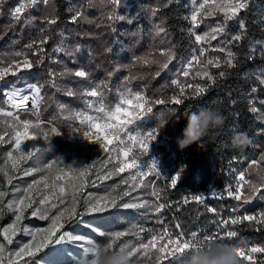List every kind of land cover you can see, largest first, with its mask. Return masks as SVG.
Listing matches in <instances>:
<instances>
[{
    "label": "snow or ice",
    "instance_id": "6c2138e0",
    "mask_svg": "<svg viewBox=\"0 0 264 264\" xmlns=\"http://www.w3.org/2000/svg\"><path fill=\"white\" fill-rule=\"evenodd\" d=\"M121 2L122 0H87L86 7H101V22L114 32L115 22L126 19L117 12ZM254 2L255 0H188L182 3V0H164L163 4L143 7L142 13L150 17H156L161 7L167 8L173 4L184 7L186 14L181 18L188 26L182 29V33L189 43L191 54L173 78L157 90L163 92L172 89L167 97L149 96L145 90H134L130 86L132 78L124 77L114 90L115 99L108 101L105 95L108 86L104 81L92 80L85 67L69 68L61 59L65 57L75 63L81 45L71 41V32L66 34L57 28L59 16L55 0H17L16 5L10 9V17L15 23L30 27L32 33L26 43L20 45L18 41H13L10 50L0 51V80L9 75L20 79L22 71L44 68L46 62L48 67L40 79L23 85L14 82L0 90V96L3 97L0 102V148L5 149L0 175L4 176L6 183L11 184L13 177L9 169L17 171L21 162L32 161L33 166L23 169L22 175L38 177L26 186L15 187L11 198L6 202L5 198L10 193L0 187V215L6 208L13 217L9 224L0 227V236L3 237L0 241V264H22L25 258L64 243H77L83 254L91 250L96 256L101 250L126 251L129 264H163L164 261L177 264L180 257H186L192 249L201 251L213 244H243L244 246L236 248L242 264H264V244L230 242L239 236L235 226H244L245 222H248L249 228L255 226L254 230L264 231V209L253 214L241 212V207L251 203L264 188V153L259 160H254L249 165V168L255 169L259 183L246 178L251 173L239 171L233 177L234 182L224 188L223 193L237 204L231 209V215L221 217L216 232L202 235L199 231H191L186 234L180 224L176 223L175 228L181 230L174 233L165 225L161 216L171 205L162 201L166 189L177 186L184 169L181 167L175 175L163 177L155 162L143 163V158L160 131L159 127H153L150 131L139 130L140 122L154 112V106L181 105L186 100L199 99L221 80L227 79L232 74L231 70L240 67L244 60L249 63L257 59L264 61V40H249L247 50H244V41L249 39L248 14ZM41 5L43 8L39 7ZM32 9H37L41 14L31 15ZM66 11L70 14L69 23L73 25L82 22L96 23L89 19L82 6L70 5ZM209 18H214L215 23L209 24ZM252 23H258L264 31V14L252 19ZM165 24V18L153 24L154 39H159L160 47L146 55L134 56L131 65L115 66L107 75L111 77L115 71L132 65L157 64V76L168 69L176 58L178 45L167 40L168 28ZM233 25L235 31L232 30ZM53 41L55 43L49 50L48 46ZM166 41L168 46L165 47ZM102 48L105 54L112 51L106 44ZM97 55L89 51L92 59ZM157 55L163 59H158ZM53 65H59V70ZM211 69L217 71L213 73ZM67 77H75L86 83L76 87L66 85L62 81ZM243 79L246 82L255 81L250 87L248 110L256 114L258 122L264 124V112L256 106L257 102L264 105V99L256 95L264 89V64L255 73H245ZM45 89H53L67 97H78L83 101L82 109H72L64 103L58 104V109L66 121L78 122L79 127L74 129L75 132L88 143L97 145L104 153L99 163L93 160L86 164H77L75 161L65 164L59 156L45 158L48 142L61 134L57 127L49 126L51 122L41 119ZM227 95L229 103L234 105L236 100L231 99V92ZM168 111L173 109L168 108ZM160 123L162 125L163 120ZM232 130L234 132L235 127ZM28 142H32V145L25 151L22 146ZM36 142H41L43 146L37 147ZM61 164L64 167H60ZM115 177H119L118 182L107 186L102 195L86 191L89 186H101ZM149 177H163L165 181L164 187L152 188L149 193L154 197L152 200L144 198L138 191L150 186L151 181L146 179ZM223 193L218 195L213 192L212 195L224 199ZM204 201L203 195L194 194L185 196L182 203L203 204ZM117 207L137 210L146 219H155L157 224L164 227L160 232L143 225L132 226L127 231L107 234L99 232L100 236L105 237L103 242L63 231L64 221L71 222L84 215L104 213ZM208 211L217 213L215 208H208ZM29 217L47 221L48 225L28 226L24 221ZM18 235L28 239L18 242L14 250H8L7 246L13 245ZM128 236L133 239L121 242ZM25 264H30V260Z\"/></svg>",
    "mask_w": 264,
    "mask_h": 264
},
{
    "label": "trees",
    "instance_id": "16d2710c",
    "mask_svg": "<svg viewBox=\"0 0 264 264\" xmlns=\"http://www.w3.org/2000/svg\"><path fill=\"white\" fill-rule=\"evenodd\" d=\"M164 0H122L118 6L117 12L126 17L124 21H117L114 24L115 31H111L105 26L103 21V9L101 7H86L87 0H55L59 22L57 28L64 31L66 34L71 32V41L81 45V51L77 54L76 62L61 57L64 63L69 68L85 67L94 81H104L108 90L106 91V99L112 101L115 99L114 90L122 83L124 77H131L130 86L134 90H145L149 96L164 95L167 97L172 89L157 91L161 89L162 85L169 82L174 74L181 68L188 60L191 52L187 39L184 38L182 29L186 28L187 22L181 17L186 14V9L176 4L170 7H161L156 17H150L142 13V8L149 5L155 6L157 3L163 4ZM188 0H182L186 3ZM14 5V0H3L0 3V51H7L11 49L13 41H18L20 45L26 43L32 33V29L23 25L22 23H15L9 17V10ZM70 5H78L84 7L86 15L89 19L96 21V23H79L73 25L69 23V13L66 9ZM43 8V6H39ZM31 15H40L37 9L31 10ZM264 14V0H255L251 5V12L249 15V39L244 41L245 48L249 44V40H264V31L261 30V25L252 23V19ZM243 15V13H241ZM161 18H165V26L168 28L167 40L172 41L178 45L176 49V58L169 65V68L160 72L157 76L156 72L159 68L157 64L150 65H132L130 67H122L119 71L109 77L107 72L113 70L117 65H131L134 56L146 55L150 51L160 47L159 39L153 35V24L158 23ZM209 24H214L215 19L209 18ZM203 26L201 31H203ZM235 31V26H232ZM55 41L48 46L49 50ZM215 43V42H213ZM107 45L112 48L111 53L105 54L102 45ZM19 46V45H17ZM165 47L167 41L165 42ZM89 51L98 54L95 59L89 56ZM210 55H220L219 53H210ZM158 59H163L157 55ZM264 64V61L257 59L249 63L244 60L240 67L231 70V75L224 80H221L216 86L212 87L205 95L196 100H186L181 105H156L154 112L140 122L139 129L142 131H150L153 127H159V135L167 139L166 144L156 146L154 158L152 160L158 163L160 174L163 177H171L168 175L171 170L173 173L183 167L184 172L177 186L167 188L165 197L162 202L172 204L169 208L161 214L165 221V225L169 227L172 232H178L181 229L187 234L195 231L197 226L209 228V220L205 214H201L200 206L195 203H188L182 205V200L185 196L194 194H203L206 192L207 184L211 181L218 180V182L225 181L232 176V171H227L230 167L233 170H239L246 166L245 173H251L246 178L258 181L255 175V169L249 168V165L254 160H259L262 153H264V124L255 119L256 114L248 110V100L250 87L255 81L246 82L243 79L245 73H255L257 68ZM48 67L46 62L44 68L33 69L31 71H22L20 79L14 76H7L4 80H0L3 90V85L7 83L17 82H33L40 79L45 74V69ZM59 70V65H53ZM215 73L216 69H211ZM62 83L76 87L78 84L86 83L79 81L75 77H67ZM190 91V90H188ZM231 92V99L236 100L234 105L229 103L228 93ZM46 98L43 102L41 111V119L45 122H51L58 128L63 135L54 136L47 144L48 151L46 152V159L62 157L65 164H71L75 161L77 164L91 163L100 158L104 153L95 144H74L66 140L67 134L70 131L73 122L66 121L63 114L58 109V104L64 103L69 105L72 109H82L84 107L83 101L76 97H67L66 95L56 92L53 89H45ZM260 99H264V89H261L256 94ZM0 102L2 97L0 96ZM261 112H264V105L257 102L256 105ZM168 108L173 109L169 112ZM213 108L219 110L225 117V125L218 135L214 137H205L203 145L201 142L193 144L188 148L180 150L176 144V137L180 135L182 129L187 123L188 116L191 113L199 112L202 109ZM161 120L163 124L161 125ZM233 127L235 131H244L247 133L250 143L243 149H235L231 146V138L233 136ZM37 147H42L41 142L36 143ZM4 148H0V165L3 164ZM26 151V149H25ZM33 166L32 161L21 162L19 170L12 171L9 169L10 175L13 177L12 183L8 184L3 175H0V187L10 193L7 199L11 198V193L15 187L26 186L31 182L34 176H23L22 171L25 168ZM64 167L63 164L59 165ZM240 166V167H238ZM126 175V174H122ZM163 177L155 179V188L165 186ZM119 177L105 181L101 186H89L86 191L92 194L102 195L110 186L118 182ZM124 186L122 185L121 188ZM117 191H120L119 189ZM140 195L144 198L152 200L154 197L150 196V186L146 189L138 190ZM116 195V193H113ZM136 195V193H133ZM127 199V198H126ZM219 206H236L237 202L233 199H223L217 203ZM181 206V210L177 211V207ZM264 207V188L261 189L260 194L252 200L251 203L241 207V212L245 210L250 211L255 208ZM12 214L5 208L3 214L0 215V227H4L12 220ZM63 231L81 234L96 242L105 241V237L99 235V232L111 233L115 231H127L132 226L143 225L144 227L154 229L160 232L164 226L157 224L155 219H146L141 212L133 209L111 208L104 213L90 214L79 217L71 222L64 221ZM179 223L181 229H176L175 224ZM209 223V224H208ZM24 224L33 227H47V221H40L37 218L29 217L25 219ZM248 222L244 226H235L239 232V239L242 241L255 240L264 242V231H256L247 227ZM96 229L98 231H94ZM148 236L145 234V239ZM28 237L18 235L15 238L13 245L7 246L8 250H14L17 243L26 241ZM133 239V237H124L121 242ZM3 237L0 236V241ZM83 252L77 243H64L59 246L49 247L38 252L31 258H25V262L30 260V264H75L77 258H80ZM57 257V261L55 258ZM22 262V264H25ZM6 263V262H5Z\"/></svg>",
    "mask_w": 264,
    "mask_h": 264
},
{
    "label": "clouds",
    "instance_id": "9594fccd",
    "mask_svg": "<svg viewBox=\"0 0 264 264\" xmlns=\"http://www.w3.org/2000/svg\"><path fill=\"white\" fill-rule=\"evenodd\" d=\"M225 125L224 115L217 109H202L199 112L191 113L187 123L179 136L176 137V144L180 150L198 144L205 137L218 135ZM250 143V139L244 131H234L231 138V146L235 149H243ZM235 246L213 244L198 251L192 249L186 257H180L177 264H242ZM75 264H129V255L125 252H113L101 250L96 256L93 251L84 253L77 258Z\"/></svg>",
    "mask_w": 264,
    "mask_h": 264
},
{
    "label": "built area",
    "instance_id": "2783aa9c",
    "mask_svg": "<svg viewBox=\"0 0 264 264\" xmlns=\"http://www.w3.org/2000/svg\"><path fill=\"white\" fill-rule=\"evenodd\" d=\"M247 168H242L241 170H233V167H230L227 171H232V178L230 180H228L227 182H218V180L215 181H211L207 184L206 187V192L201 194L205 197V201L203 204H198L201 208V214H215V221L219 222V220L221 219V217L223 218H227L229 215H231V210H224V205L223 206H219L217 203L219 201H222L223 199H219L216 198L212 195L213 192L217 193L218 195L223 193L224 188L226 187V185H228L229 183H233V177L234 175L239 172V171H244ZM225 198H229L227 197L226 193H223ZM231 199V198H229ZM172 207V204H170ZM182 205H185L182 203ZM170 208V207H169ZM169 208H166V210L170 211ZM181 206L179 205L177 207V211L181 210ZM208 208H215L217 209V213H212L210 211H208ZM249 212L247 210H245L243 213ZM209 224V223H208ZM202 234V233H201ZM203 235V234H202ZM249 242V241H248ZM257 243L260 244V241H257ZM249 244H251L249 242Z\"/></svg>",
    "mask_w": 264,
    "mask_h": 264
},
{
    "label": "rangeland",
    "instance_id": "374dc122",
    "mask_svg": "<svg viewBox=\"0 0 264 264\" xmlns=\"http://www.w3.org/2000/svg\"><path fill=\"white\" fill-rule=\"evenodd\" d=\"M16 3H17V0H14V5H13L10 9H12V8L16 5ZM9 17H10V10H9ZM10 18H11V17H10ZM11 46H12V44H11ZM25 71L28 72L27 70H25ZM25 82H26V81H23V82H17V83L20 84V85H23ZM9 85H10V83H7V86H5L3 89H6L7 87H9ZM0 86L2 87L1 82H0ZM43 121H44V120H43ZM72 124H73V126H71V128H70V131H69V133L67 134V138H66V140H68L69 142L74 143V144H81V145L90 144V143H88L87 141H85V140L81 137V135H80L79 133H77V132L74 131V129H75L76 127H79L78 122H73ZM49 126L51 127V126H54V125L51 123ZM139 130H140V129H139ZM60 136L63 137L62 134H60ZM166 142H167V139H166L165 137L160 136V135L158 134L156 140L150 145L148 154L143 158V163H148V162H150V161L155 162V165H156L158 171H160V168L158 167V163H157L156 161L152 160V158H154V153H155V151H156V150H155V149H156V146H158V145H160V144H163V143L167 145ZM36 143H37V142H36ZM31 145H32V142H28V143L24 144L22 147H23L24 150L26 149V151H27V150L30 149ZM169 174H170V176L175 175V173H173V170H171V172H169L168 175H169ZM146 179H148V180L151 181V183H150V190L152 191V188H153V186H154V181H155L156 178L149 177V178H146ZM235 202H236V201H235ZM245 206H247V204L244 205V207H245ZM261 209H264V207H261V208H260V207H259V208L257 207V208H255V209L250 210L249 212H246V213H248V214H253V213H255V212H257V211H259V210H261ZM57 260H58V259H57V257H56V258H55V261H57ZM5 264H7V262H6ZM163 264H168V261H164Z\"/></svg>",
    "mask_w": 264,
    "mask_h": 264
},
{
    "label": "bare ground",
    "instance_id": "6f19581e",
    "mask_svg": "<svg viewBox=\"0 0 264 264\" xmlns=\"http://www.w3.org/2000/svg\"><path fill=\"white\" fill-rule=\"evenodd\" d=\"M5 86H7V84H4L3 85V87H5ZM2 97V96H1ZM2 100H3V97H2ZM238 167H240V166H238ZM244 168H246V166H244ZM242 169V168H241ZM241 169H239V170H241ZM237 170V169H236ZM245 171H246V169H245ZM231 178H232V176H231ZM231 178H229V179H227V180H225V181H222V182H227L228 180H230ZM221 182V181H220ZM233 207H235L234 205H230V206H224V210H231ZM206 215V218H207V220H209V228H203V226H197V228L195 229V231H199V232H201L202 234H211V233H214V232H216L218 229H217V225H218V222L217 221H215V214H205ZM239 227V226H238ZM239 237H240V235L237 237V238H235L234 240H232V241H230L231 243H236V242H238V241H242V240H240L239 239ZM251 244H259V243H257V241H255V240H248ZM247 241V242H248ZM248 242V243H249ZM260 244H264V242H261L260 241ZM242 246H244L243 244H242ZM257 255H260V254H257Z\"/></svg>",
    "mask_w": 264,
    "mask_h": 264
}]
</instances>
